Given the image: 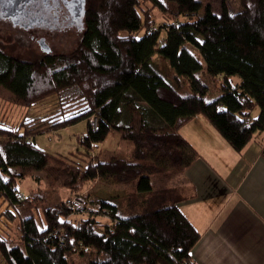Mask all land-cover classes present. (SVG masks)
Masks as SVG:
<instances>
[{
    "label": "trees",
    "instance_id": "trees-1",
    "mask_svg": "<svg viewBox=\"0 0 264 264\" xmlns=\"http://www.w3.org/2000/svg\"><path fill=\"white\" fill-rule=\"evenodd\" d=\"M226 1L221 0L219 13L207 3L199 15L201 0H166L175 4L172 21L154 29L152 10L144 4L167 11L160 0H86L81 35L71 53L47 51L31 61L0 48V87L12 93L16 104L31 106L55 95L58 107L45 118L23 120V133L0 122V138L5 139L0 144V219L13 221L18 214L17 180L25 172L53 164L72 174L66 160L44 152L32 135L82 120L87 121L80 138L86 150L113 130L133 150L128 158L94 160L73 174L137 182L123 206L100 201L109 217L102 230L95 217L79 224L67 219L70 201L41 209V225L33 214L22 218L23 245L0 233L1 264H194L190 251L201 235L181 213L178 191L153 189L150 176L198 159L196 148L179 134L195 116H203L235 152L264 131V0H240L237 12L229 11ZM155 55L168 61L171 75L160 69ZM199 71L214 83L222 79L219 96L205 99L209 90L198 79ZM233 75L241 81L232 85ZM179 76L188 81V92ZM90 116L96 118L95 126L88 122ZM14 167L22 173L13 174ZM61 231L67 233L62 244Z\"/></svg>",
    "mask_w": 264,
    "mask_h": 264
},
{
    "label": "rangeland",
    "instance_id": "rangeland-1",
    "mask_svg": "<svg viewBox=\"0 0 264 264\" xmlns=\"http://www.w3.org/2000/svg\"><path fill=\"white\" fill-rule=\"evenodd\" d=\"M203 2L202 7L198 10L199 15H203L207 3L213 12L219 13L221 0H201ZM163 3L167 11H160L157 7L151 8L150 3L144 4V8L151 11V18L154 20V29H160L164 27L165 22H171L173 13V6L166 0H160ZM226 5L229 11L237 12L241 9L240 0H227ZM180 21H184V17L179 18ZM37 31V30H36ZM24 31L20 27H15L10 21L5 22L0 20V48L6 54H11L16 57H21L25 60H33L39 57H43L47 51L52 54H69L79 42L81 33L77 30H64L61 32H36ZM33 34V36H32ZM43 39V41H42ZM189 46V45H188ZM190 50L195 52L192 46H189ZM200 57V56H199ZM201 63L204 70L205 62L202 57ZM154 59L160 66V69L164 72H168L169 75L174 71L167 60L155 55ZM198 79H201L208 86V93L205 96L207 101L216 98L220 95L219 80L214 83L209 79L207 73L199 71L197 74ZM231 84H236L241 81V78L237 75L230 76ZM178 83L184 87V91H189L188 81L184 77L179 76ZM57 96L50 95L43 100L33 103L31 106H20L16 104L12 93L6 89L0 87V122L1 125L6 128L17 129L20 133H23L21 122L23 120H34L35 118L42 119L49 116L57 109ZM259 110L257 107L253 109L252 115L257 116ZM93 116H90L89 123L91 125ZM153 126H157L152 119H150ZM87 130V121L82 120L79 123L68 125L67 127L57 129V131H46L40 134L35 133L31 137V141L36 144L44 152H48L56 157H59L67 162H64L72 174H67L64 169L58 165L49 164L46 168L25 172V176L22 179L17 180L19 187L18 196L21 198V203L17 205V215L13 221L6 219H0V233L5 239L7 238L10 243L23 245L20 232L21 219L27 217L29 214L35 216L37 223H40V210L49 205H56L60 202H68L71 200L72 195L76 193H83L87 196L89 204L88 208L83 213H70L66 218L76 224L81 223L83 218L95 217L97 223L96 228L102 230V226L105 222H109V217L101 210L100 201L112 200L116 202L126 203V197L122 196L123 187L128 188L126 192H132L135 190L136 181L121 184L114 183L109 179L95 178L92 180L83 179L81 176H76L73 173L81 171L89 163H94V160L106 161L114 157L122 159L128 158L130 151L132 150V143L128 140H122L120 134L113 130L109 132L105 140L101 143L93 145L89 150H86L82 145L80 138ZM4 138H0V144L4 142ZM79 169V170H78ZM22 169L15 168L11 170L13 174L22 173ZM157 178L152 179V187L154 189L160 186H166L164 183H160ZM113 197V198H112ZM116 199V200H115ZM123 206V205H122ZM76 253L75 260L81 262L82 260ZM1 264V262H0Z\"/></svg>",
    "mask_w": 264,
    "mask_h": 264
},
{
    "label": "crops",
    "instance_id": "crops-1",
    "mask_svg": "<svg viewBox=\"0 0 264 264\" xmlns=\"http://www.w3.org/2000/svg\"><path fill=\"white\" fill-rule=\"evenodd\" d=\"M179 134L196 148L198 159L151 175L150 181L157 178L166 185L157 189L178 191L181 213L201 235L190 251L194 264H264V131L240 152L203 116L191 118ZM127 189L123 197L133 192Z\"/></svg>",
    "mask_w": 264,
    "mask_h": 264
},
{
    "label": "flooded vegetation",
    "instance_id": "flooded-vegetation-1",
    "mask_svg": "<svg viewBox=\"0 0 264 264\" xmlns=\"http://www.w3.org/2000/svg\"><path fill=\"white\" fill-rule=\"evenodd\" d=\"M71 2L72 0H25L22 7L24 10L21 11L23 15L19 16L15 27L46 34L68 29L80 31L83 23L73 18ZM3 21H10L13 24L10 17Z\"/></svg>",
    "mask_w": 264,
    "mask_h": 264
},
{
    "label": "water",
    "instance_id": "water-1",
    "mask_svg": "<svg viewBox=\"0 0 264 264\" xmlns=\"http://www.w3.org/2000/svg\"><path fill=\"white\" fill-rule=\"evenodd\" d=\"M24 1L25 0H0V20L10 17L15 26L20 18L19 16L23 15L21 11L24 10L22 8ZM85 4L86 0H72L71 13L73 18H76L78 21L83 20L86 7Z\"/></svg>",
    "mask_w": 264,
    "mask_h": 264
},
{
    "label": "built area",
    "instance_id": "built-area-1",
    "mask_svg": "<svg viewBox=\"0 0 264 264\" xmlns=\"http://www.w3.org/2000/svg\"><path fill=\"white\" fill-rule=\"evenodd\" d=\"M92 126L96 125V118L93 117L92 120ZM88 204V198L85 194L81 193H76L72 195V198L70 200V205L71 211L74 213H83V211L86 209ZM67 233L65 231H61L58 233V240L63 243V241L66 239Z\"/></svg>",
    "mask_w": 264,
    "mask_h": 264
}]
</instances>
